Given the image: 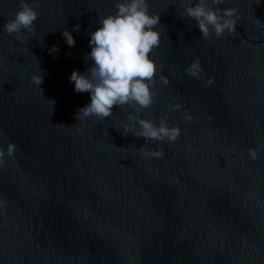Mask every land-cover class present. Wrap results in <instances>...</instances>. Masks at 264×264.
I'll return each instance as SVG.
<instances>
[{
	"label": "water",
	"instance_id": "95a60500",
	"mask_svg": "<svg viewBox=\"0 0 264 264\" xmlns=\"http://www.w3.org/2000/svg\"><path fill=\"white\" fill-rule=\"evenodd\" d=\"M25 2L39 13L34 31L9 35L20 0H0V264H264V0L213 5L239 19L206 40L182 0H146L160 17L157 95L104 120L77 119L91 94L70 77L94 65L90 34L118 0ZM129 114L157 126L166 116L181 134L124 135Z\"/></svg>",
	"mask_w": 264,
	"mask_h": 264
},
{
	"label": "clouds",
	"instance_id": "9594fccd",
	"mask_svg": "<svg viewBox=\"0 0 264 264\" xmlns=\"http://www.w3.org/2000/svg\"><path fill=\"white\" fill-rule=\"evenodd\" d=\"M223 0H197L194 6L191 0H182L180 7L184 15L196 22V27L202 39H208L214 32L217 38L236 31L237 10L213 7L220 5ZM117 12L100 20V27L90 34L89 47L91 53L88 59L94 65L85 74L73 71L70 82H74L77 93L89 92L91 103L78 110L77 119L96 117L104 120L113 115L114 106L135 107L137 113L148 109L157 95L151 89L155 86V77L158 71L156 63L149 54L159 47L161 33L154 30L160 23L159 14H150L146 0H118L115 4ZM39 13L25 0H20L19 10L13 19L7 22L4 30L7 34L20 33L22 30L34 31V22ZM184 18V16H181ZM79 25L73 31L79 30ZM69 47L75 46V40L68 31L62 33ZM57 47L50 49V54H56ZM161 70V69H160ZM40 75L32 76V82L40 88L44 82L42 71ZM185 71L196 77L202 71L199 59L195 60ZM160 82L167 85L170 81L160 77ZM213 81L209 80V84ZM42 93V89L40 88ZM43 94V93H42ZM171 110L177 111L181 105H169ZM167 117H162L157 126L154 122L139 119L137 115L129 114L128 120L132 123L126 126L123 134L132 133L135 137L145 140L167 141L174 143L180 136L179 127H168ZM187 119H191L190 116ZM137 124L140 130L137 129ZM144 151V147L140 150ZM15 153V145H7V155ZM150 156L162 158L163 151H151ZM5 153L0 149V163H3ZM252 159L257 158V151L249 149Z\"/></svg>",
	"mask_w": 264,
	"mask_h": 264
}]
</instances>
